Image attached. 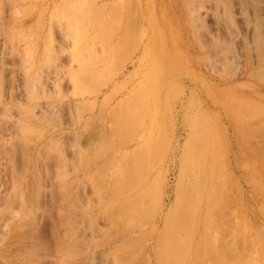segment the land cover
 <instances>
[{
	"label": "rangeland",
	"instance_id": "obj_1",
	"mask_svg": "<svg viewBox=\"0 0 264 264\" xmlns=\"http://www.w3.org/2000/svg\"><path fill=\"white\" fill-rule=\"evenodd\" d=\"M0 264H264V0H0Z\"/></svg>",
	"mask_w": 264,
	"mask_h": 264
},
{
	"label": "bare ground",
	"instance_id": "obj_2",
	"mask_svg": "<svg viewBox=\"0 0 264 264\" xmlns=\"http://www.w3.org/2000/svg\"><path fill=\"white\" fill-rule=\"evenodd\" d=\"M260 32H262L261 30H260ZM30 86V85H29ZM28 88V87H27ZM31 89V88H30Z\"/></svg>",
	"mask_w": 264,
	"mask_h": 264
}]
</instances>
